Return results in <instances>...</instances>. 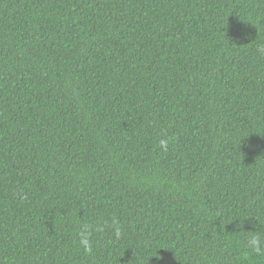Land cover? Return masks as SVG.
<instances>
[{
  "label": "trees",
  "instance_id": "1",
  "mask_svg": "<svg viewBox=\"0 0 264 264\" xmlns=\"http://www.w3.org/2000/svg\"><path fill=\"white\" fill-rule=\"evenodd\" d=\"M0 264H264V0H0Z\"/></svg>",
  "mask_w": 264,
  "mask_h": 264
},
{
  "label": "clouds",
  "instance_id": "2",
  "mask_svg": "<svg viewBox=\"0 0 264 264\" xmlns=\"http://www.w3.org/2000/svg\"><path fill=\"white\" fill-rule=\"evenodd\" d=\"M85 243H86V242H85ZM254 243H255V241H254ZM256 250L259 251V248H257Z\"/></svg>",
  "mask_w": 264,
  "mask_h": 264
}]
</instances>
